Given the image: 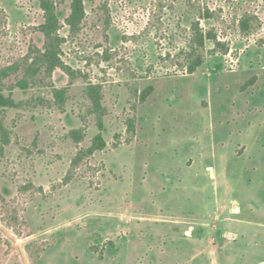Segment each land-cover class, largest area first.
<instances>
[{
	"label": "rangeland",
	"instance_id": "374dc122",
	"mask_svg": "<svg viewBox=\"0 0 264 264\" xmlns=\"http://www.w3.org/2000/svg\"><path fill=\"white\" fill-rule=\"evenodd\" d=\"M76 5L0 0V264H264V0Z\"/></svg>",
	"mask_w": 264,
	"mask_h": 264
},
{
	"label": "trees",
	"instance_id": "16d2710c",
	"mask_svg": "<svg viewBox=\"0 0 264 264\" xmlns=\"http://www.w3.org/2000/svg\"><path fill=\"white\" fill-rule=\"evenodd\" d=\"M76 1V9H78L77 6H79V3L81 0H75ZM83 8L81 7L80 9H78V11H81L83 12L82 10ZM207 17H211L210 13L207 14ZM250 20L251 18L249 17H242V19L240 20V27L243 29V30H248L250 27H251V24H250ZM57 23V18H56V15L55 14H50V17H49V20H47L46 23H44L41 27L47 32V34H49V32L53 31L55 25ZM194 31H195V34H196V38L198 39V42L200 43L201 46H204V42H205V38L207 39H211V40H214L215 43L218 45H221L222 43L220 41H218V36L215 32H208L206 35L204 34V31L201 27V23L200 22H196L194 24ZM203 62V59L200 58L198 59L194 65L190 68V72H194L197 67H199ZM18 86H22L23 83L22 81H19V83H17ZM10 99H8V97H6L4 95V93L2 92V89H0V116H1V112H2V108L5 107L6 105H8V101ZM11 101V100H10ZM9 101V102H10ZM12 102V101H11ZM3 128V125L1 123V119H0V131L2 130ZM105 146V141H104V138L103 136L100 134L96 137L95 139V143L93 145V148L94 149H101Z\"/></svg>",
	"mask_w": 264,
	"mask_h": 264
}]
</instances>
